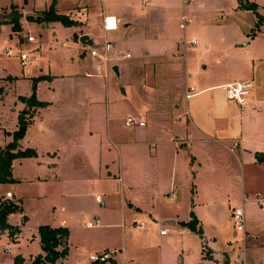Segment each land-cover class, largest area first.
<instances>
[{
  "label": "rangeland",
  "instance_id": "1",
  "mask_svg": "<svg viewBox=\"0 0 264 264\" xmlns=\"http://www.w3.org/2000/svg\"><path fill=\"white\" fill-rule=\"evenodd\" d=\"M187 1H174L165 9V14L160 8L148 17L149 23L155 27L160 37H169L173 41L166 56L159 61L160 64L159 62L151 63L153 59L142 55L138 48L123 46L117 54V60L109 61L107 71H101L100 79L95 78L96 76L89 78L84 74H93L90 66L93 61L99 62V59L92 58L89 48L81 46L86 50L85 57L80 55V50H73V54L77 57V61H74L72 65V78H75L76 86L69 88L70 91L59 83L55 87L58 94H65V91H68L72 93L71 97L80 98L83 83L89 81L98 83L97 91L101 93L102 101L95 109L94 126L104 135L107 130H112L114 143H137V147L124 148V161L129 175L126 186L130 185L132 192L124 193V188H121L119 192L116 191L113 179L106 180V183L95 187L69 190L65 187V182L71 181V178L77 179V175L91 178V175L97 171V165L89 162L87 157L89 152L86 150L79 154V158L83 160L85 156L89 164L85 160L79 163L78 152L73 151L69 146V149L66 147V142L71 144L84 139L80 137L81 134L77 136L75 131L68 129L67 136H62L63 142L60 139L52 141L45 139V148L55 145L66 156L63 160L59 158L56 162L57 157L53 155L54 153L51 152L48 156L44 154L46 166L51 163L56 166L49 167L48 170L40 167L36 176L43 179H55L54 176L57 175L58 179L53 182L57 183L58 190L44 184L40 193L35 187L27 185V160L31 159L29 160L31 163L38 164L36 153L34 157L13 160L16 162L11 174L17 181L13 179L12 182L0 184V202L5 199L20 208L9 214L6 221L12 226H18L21 232L16 239L8 237L6 230L0 232V264H13L18 256L22 257V264H32L31 258L35 255L36 247L35 243L30 241V237L34 230L38 225H56L58 222L68 226L70 230L67 246L71 264H92L89 260L90 255H100L106 251L116 252L118 255L120 250H127L129 260L124 262L125 264H154L159 258L158 250L163 259L168 262L176 253H180L183 246L185 249H190L188 255L191 259L195 257L197 259L200 253L205 256L211 253L213 257L206 259V264H264V207L255 202L256 199L264 198V165L248 162L249 159V161L254 159L257 161L256 155L264 156V101L248 107L247 105L242 107L230 105L225 91L218 87L211 92L214 101L212 106L218 112L217 117H214L212 121L208 104L209 92L200 93L188 100L184 97L185 71L187 70V76L191 79H188L186 84L195 87L196 92L201 89L197 82L222 86L248 79L253 82L251 97L264 100V0H190L196 4L192 10L186 7ZM247 3L255 5V10L243 6ZM51 4L55 7V1ZM104 4L106 7H115L119 6L120 2L108 1ZM35 9H42L41 0H36ZM40 13L42 15L44 12ZM183 16L190 21L184 30L179 26ZM9 18L11 21L10 16ZM22 18L25 20L21 22ZM10 21L0 26V74L4 78L2 80H7L0 85L3 97L0 102V127L13 129L11 118L18 111L16 105L23 103L19 99L20 96L23 98L31 96L33 80L42 74L48 75L49 72L56 75L68 73L66 70L61 72V63L54 65L56 54L68 48L60 47L64 39L62 36L51 38V32L54 31H51V27L55 28L57 26L55 23L61 26L58 22H44L47 26L49 24V28L42 30L40 24L29 21L25 15L20 14L18 23L21 30L13 32V37L9 39L7 33H10ZM51 23L54 24L50 26ZM27 35L35 37L37 43H27ZM119 38V36L116 39L109 38L111 45L113 46L117 41H123ZM193 40H198L199 43L190 44ZM104 41L105 39L95 40L101 54ZM6 46L12 50L17 48L16 54L6 57L3 53ZM127 51L132 53V58L122 57ZM19 53L27 55L31 61L30 66H20L17 59ZM164 63L168 64V68ZM204 65L207 67L203 68ZM113 66L119 67L118 75L114 72ZM134 66H137L136 69ZM47 82V79L38 81L36 93L45 87ZM51 92V90L46 91L42 97L51 95ZM175 98L181 100L176 115L180 114L179 119L184 124L189 122L193 104L196 101H201V104L206 103L204 109L209 114L203 117L204 120L202 119L205 123H200L206 132L203 139L208 142L213 139L216 142L212 145L214 149L208 151L214 161L216 157L217 166H214L208 157L204 172L217 174V177L221 178L220 181L223 180L221 183L217 182V185L222 188L218 189L219 193L213 200L216 205L210 204L203 211L199 209L198 215L204 221V225H201L204 226V231L208 235L217 233L214 228L223 227L220 230H225L223 231L225 237L215 243L213 240L205 242L203 236L201 238L198 234L191 233L196 236V240L188 245V248L181 240L185 234V228L180 225L181 234L177 235L174 244L169 247L163 244L159 235L161 228L168 227L170 230L173 228L171 224L164 221L165 218L184 219L188 216L187 209L193 199L191 198L192 181L183 183L184 197L180 194L178 196L172 189L175 195L172 198L169 185L166 186L167 181L161 185L158 184L154 174L157 167L155 165L157 152L161 150L160 148L168 151L170 147L167 144L171 138H174L170 137V134L180 132L170 123ZM24 107L20 109L19 115H25L27 112V121L30 124L31 108L27 109L26 105ZM76 108L75 112L79 111V108ZM165 110L169 115L159 113ZM23 111H25L24 114H22ZM86 111L85 109L83 112ZM73 118L70 122L73 123L71 127L78 122L76 116L73 115ZM81 118L82 115L79 119L80 123ZM127 118L141 120L144 126H127ZM65 121L67 120H63ZM62 126L66 125L62 124ZM172 127L174 130L170 132ZM26 133L19 141L27 137ZM220 144H224L229 150H224ZM82 190L89 191L86 203L76 199L77 196H75ZM158 190L161 199L156 201L154 196ZM7 191L12 194L10 198L6 197ZM121 193L129 201L134 198L142 199V212L136 208H129L128 204L132 205V202L124 201L120 205ZM62 194H65L64 197ZM56 195L62 197V200H54ZM95 195H99L105 203L104 207L95 202ZM200 198L202 200L199 201L202 202L199 204L209 200L203 195ZM242 198L251 199L252 202L247 201L242 204ZM136 206H138L137 203ZM56 207H58L57 210H54ZM240 207H243L245 213L246 229L243 239L241 233H238L237 237L229 234V231L234 230L231 214L234 209ZM96 219H99L98 223L94 227H89L88 223H94ZM140 222L146 224L147 228L132 231L130 227L134 226L133 223ZM249 227H253L254 230L249 231ZM170 235H173L172 232ZM200 244L207 246H204L203 252Z\"/></svg>",
  "mask_w": 264,
  "mask_h": 264
},
{
  "label": "crops",
  "instance_id": "2",
  "mask_svg": "<svg viewBox=\"0 0 264 264\" xmlns=\"http://www.w3.org/2000/svg\"><path fill=\"white\" fill-rule=\"evenodd\" d=\"M52 1H55L56 14L66 16L69 20L74 22L75 25L72 27H64L62 25L60 26L59 24L55 23V25L57 26H55V28H53L54 26L51 27L52 28L51 31L54 30L53 32H51L52 34L51 38L53 39V38H57L58 36H62L64 39L60 43V47L62 49L68 48L66 50H61L56 54L54 65H56L57 63H61L62 65L61 72L66 70L68 71V73L64 74L63 72L62 75H56L49 72L48 75L42 74L39 76V77L50 78L47 79L48 82L46 86L40 89V91H37L36 93L37 101L41 103H46L47 107L31 108L30 112H32V116L30 117V124L27 128V133H26L27 137L24 138L22 141H19L20 143L18 142V147H17L18 148L17 150L20 151H24L23 149L33 150L37 155L36 161H39L38 164L35 165L34 163H31L29 161L31 159L27 160V185L32 188L35 187L40 191V193H42L41 190L44 184L49 185L50 188H55L56 190H58L57 183L53 182L58 179L57 175L54 176L55 179H43L36 175H38L37 171L38 168L40 167L44 170H48L49 167L56 166V164H52V163L46 166L45 161L43 159L44 154L48 156L50 155L51 152L54 153L53 155L57 157L56 162L59 158L63 160V158H65L66 156L65 154H63V151L62 150L60 151V149H58L55 145L51 146L50 148H45L44 147L45 139L51 141L54 139H58V140L60 139V141H62L64 140L63 137L67 136L69 131L68 129H71L75 131L77 136L81 134L80 137L84 139L77 140L75 143H71V144L66 142L65 144L66 147L68 148L69 146L73 151H77L78 152L77 158H79V154L83 150L89 152L87 156L89 162H92L94 165H97L96 166L97 171L96 173L91 175V178L81 177L77 175V179L71 178V181L65 182L66 184L65 187H68L69 190L71 191L73 190L76 191L79 190L80 188L95 187L97 185L106 183V180L108 181L109 179H113L115 182L116 191L119 192L121 188H124V193L125 192L131 193L132 187L130 185L126 186V181H128L129 175L127 173L128 171L127 164L124 161L125 159L124 148L135 147V146L137 147V143H131V142L130 143L123 142L119 144L114 143L112 141L114 138L112 130L109 131L107 130V132H105L104 135L100 129L98 128L96 129V127L94 126L96 119L95 109L100 106L102 101V95L97 91L98 83L94 81L83 83L82 95L80 96V98L71 97L72 93L68 91H65L66 92L65 94H58V90H56L55 87L57 83H59L60 85H64V88H67L68 90L69 88L72 89L73 87L76 86V83L74 81L75 78H72L73 77L72 65L74 61H77L76 60L77 57L76 54L75 55L73 54V50L75 49L80 50L81 51L80 55H82V57H85L86 50L81 46H85L89 48V51L90 48H98L96 45L97 42H95V40H99V39L100 40L105 39L104 43H109L110 49L106 53L104 59L97 58L99 59V62L97 61L92 62L90 68L93 74L90 73L84 74L89 78L96 76L95 78L100 79L101 78L100 76L102 75L101 71L102 70H104L105 72L107 71V65L109 61L115 62L117 60L116 58L117 54L120 50L123 49V46L124 48L130 46L131 48L134 49L135 48L140 49L142 55H145L146 57H150L151 59H153L151 63L161 61L162 57L164 58L168 50L171 48L173 41L169 37H162V36L160 37L158 32L155 30V27L149 23L148 17L149 15H151V13L156 12V10L160 8L163 10L165 14V9L168 7V5L177 0H109V1L120 2V5L115 7H106L104 3H107L108 1H100V0H41L42 9H35L36 0H6V1L0 0V26L1 24L8 23L10 21L9 16L11 17V12H16L17 14L19 15L22 14L23 16L25 15L27 20H29L30 17L33 19L41 17L42 15H40L41 14L40 12L47 11ZM162 6L165 7L162 8ZM186 7L192 10L193 8L196 7V4L188 0L186 3ZM184 8L185 6L183 7V9ZM29 9H31L32 11L31 12L28 11ZM33 11H36L37 13L34 14ZM107 16L115 17L117 21V28L115 30L105 31L103 29V18ZM24 20L25 18L24 19L22 18L20 21L22 22ZM38 24H40V28L42 30L49 28L48 27L49 24L47 26V23H38ZM53 24L54 23H51L50 26H52ZM28 36H32V35H27V37ZM81 36H87L94 45V47L81 44L79 41ZM118 36L120 37L119 40H123V41H117L112 46L110 43V39L112 38L116 39L118 38ZM7 37L9 39L13 37L12 25H10V33H7ZM33 38L35 40V42L33 43H37V39L35 37ZM18 41L20 43V39H18ZM194 41L196 42V44L199 43L198 40H194ZM126 54H130V57L126 58L125 57ZM103 55L104 53L101 54V56ZM122 57L124 59H130L132 58V53H130V51H127L125 52L124 55H122ZM164 65L166 66V68H168V64L164 63ZM174 66H176V64H174ZM115 67L117 68L119 73L120 71L119 67L113 66V70ZM136 67L137 66H134L135 69ZM206 67L207 66L205 65L203 66V68ZM187 72L188 71L186 70L184 91L186 89V86L193 87V86H188L186 84V81L188 79H191L190 76H187ZM2 79L4 78H2V75L0 74V85H2L5 81H7ZM245 81H248V79ZM197 83L201 87V89L196 92V88L193 87L195 88V92L192 94L190 98L195 97L200 93L202 94L209 92L210 94L208 95V104L210 108L209 111L211 115V120L213 121V118L217 117L218 112L215 110L214 106H212L214 101H213V94L211 92L217 89L218 87L221 88V86L210 85L207 82H203V84H200L199 82ZM59 88L60 91H62L61 86ZM50 90L52 91L51 95L47 97H42L43 93H45L46 91L49 92ZM16 95L18 97L20 96L18 94ZM250 97L251 95L249 96V98ZM2 100L3 97L0 91V102ZM185 100L188 99L185 98ZM262 101L264 100L251 97L250 99H248V103L246 105L248 107L249 105H252L254 103L255 104L261 103ZM180 102L181 100L179 98L178 99L175 98L174 103L172 104L173 111L171 112V117H170V123H172V125L175 126L180 132L178 133V131H176L174 135H172V133L170 134V137L173 136L174 138L173 139L171 138V141L169 140V143L167 144L170 147L168 151L160 148L163 151V153L161 154V150L157 152V159H155L157 163V164L155 163V165H157V167L154 174L156 175L158 184L161 185L167 181L166 186L169 185V190H171L169 193L171 194L172 198H174L175 196L173 194L174 190L177 192L178 196L180 194L182 197H184L183 196L184 191L182 190L183 188L182 185L183 183L192 181L193 190L191 193L192 194L191 198L193 199L191 200V203L188 206L187 209L188 216L186 218L180 219L177 217H167L164 219L166 223H169L173 226L171 230L168 227H166L169 230L167 235L162 236L159 234L161 236L160 239L162 240L163 244L167 245L168 247L169 245L174 244L173 242L175 238H177V235L181 234L180 233L181 228L179 226V223L188 222L190 220L191 212H193L196 218L198 219L200 228L201 229L203 228L202 229L203 237H204L203 239L205 240V242H208V240H213L215 243L221 241L223 237H225L224 235L225 230H220L223 227L214 228V230L217 233L208 235L207 232L204 231V226L201 225L203 224L204 221L201 220L200 218L201 216L199 217L198 215L199 209L203 211V209H206L207 206L210 204L211 206H213V204L216 205V203L213 200L214 198H216L217 193H219L218 189L222 188L221 186L219 187L217 185V182H219L221 179L217 177V174L215 175L205 174L204 172L205 162H207L208 157L212 160L213 165L217 166L216 157L214 161L212 155L208 151L214 149L212 145H215L216 142L213 139H211L210 142L203 139V136H206V132L200 123V122L205 123V121H202V119L203 117H206L209 114L207 113L206 109H204L205 106L204 104L206 103L201 104V101H196L193 104V108L191 111L192 116L189 117V122H186L184 124L179 119L180 114L176 115L177 110L180 108ZM24 105L25 104L21 102L16 105L18 111L11 118L12 119L11 127L13 129H9L8 127L6 128L0 127V151L3 150L6 145L12 142L11 134L16 131V126L18 123L17 118L20 109L25 108ZM76 107L79 108V111L77 112H75V110H77ZM81 108L83 109L82 112L80 113ZM85 109L87 111L83 112ZM159 113H162L164 115H169L168 113H166V110L161 111ZM73 115L78 118V122L77 125L71 127L73 123L70 122L71 120L73 121L74 119ZM81 115H82L81 118L82 122L80 123L79 119ZM63 120H67V121L63 122ZM238 120H240V117H238ZM62 124L66 126H62ZM173 130L174 128L172 127L170 132H172ZM63 131L65 132L62 133ZM23 143L26 145L23 146L22 145ZM220 147L223 148L224 150H229L227 146H225L224 144L222 145L220 144ZM83 160H85L89 164L85 156H83ZM83 160L82 158H79L80 161L79 163H81V161L83 162ZM249 160H248L249 163H253V164L258 163L255 159L251 161ZM15 162L16 161L12 162L11 170L13 169ZM258 164L264 165V162ZM13 179L15 178L13 177ZM221 182H223V180L220 181V183ZM205 183L206 185H204ZM63 187L64 186L62 185V188ZM87 192L89 191L82 190L80 194L78 193L79 195L75 194V196H77L76 199H79L81 202L86 203V201H88V199L86 198L89 196ZM64 195L65 194H62L63 197ZM202 195L205 198L208 197L209 200L204 204L201 203L199 204V202H202L199 201L202 200L200 198V196L202 197ZM97 196L99 195H95L94 200L96 199ZM154 198L156 201H159L161 199L159 190L156 192ZM53 199L62 200V197H58L56 195ZM260 199H264V198H260ZM247 200L251 201V199H247ZM4 201L6 200L5 199L1 200V202ZM124 201L133 203L132 205L128 204L129 208L132 209L136 208L139 212H142L143 210L141 208L143 206L142 199L139 200L138 198L137 199L134 198L132 201H129L125 199V197H123V194L121 193L119 204L122 205ZM136 203L138 206H136ZM57 208L58 207L54 208V210H57ZM6 223L11 227H18V226H12L7 221ZM45 225L51 228H58V227L67 228L70 236V230L68 226L66 225L64 226L60 224V222H58L56 225H51V224L49 225L45 224ZM39 226L42 225H38L34 230L32 236L30 237V241L34 242L35 243L34 245L36 247L35 255L32 256L31 262L38 255L45 256V253H43V251L41 250L40 240L37 232ZM209 229L211 230L213 228H209ZM248 229L249 231L254 230L253 227L252 228L249 227ZM1 231L3 230H0V232ZM6 231H7V236L9 237V232L8 230ZM132 231H136V230H132ZM20 232L21 230L19 228V233L16 234L13 238L16 239L17 236H19ZM170 232H172L173 235L169 236ZM184 233L185 234L183 237H181V240L188 248V245H190L192 242L196 240L195 238L196 236L192 235L191 233L193 232L189 231L186 228ZM229 234H231L232 237L238 236V235L236 236L234 230L232 232L229 231ZM204 246H206V244H202L200 247L202 249V252L205 248ZM61 249L62 247H59V250ZM189 251L190 249H185L183 246V249L180 251V253H176V255L167 262L161 256L160 250H158L159 258L155 260L156 263L154 264H206V259H212L213 257L211 253L207 254L206 256L200 253V257H197V259L196 257L195 259H191L188 255ZM111 260L114 261V264H122L124 262L126 263L127 260H129V257L127 256V250L125 251L120 250V253L118 255L116 252H113ZM54 264H71V263H69V256L67 255L63 259H58Z\"/></svg>",
  "mask_w": 264,
  "mask_h": 264
},
{
  "label": "trees",
  "instance_id": "3",
  "mask_svg": "<svg viewBox=\"0 0 264 264\" xmlns=\"http://www.w3.org/2000/svg\"><path fill=\"white\" fill-rule=\"evenodd\" d=\"M244 7L255 10L256 6L253 4L243 5ZM19 14L16 12H11V25L13 32H19L21 30L18 23ZM29 21H35L37 23L44 22H58L64 27H72L75 25L74 22L69 20L66 16L56 14L54 4H51L49 9L42 14L41 17L36 19L29 18ZM50 79L49 77H39L33 80L32 84V94L29 98L20 97L19 99L30 108H45L46 103H41L36 99V84L40 80ZM28 113L25 115L18 116V130L12 134V142L5 146L3 150L0 151V184L9 183L13 181L11 174L12 161L20 158H30L35 156V152L30 149L24 151L17 150L18 141L22 139L26 133L29 121H27ZM257 162H264V156L256 155ZM20 210V208L13 202L4 201L0 202V230H8L9 237L13 238L19 233L17 227H11L6 223V218L9 214ZM179 225L189 231L198 234L201 238L203 236V231L199 226V221L193 212L190 213V220L188 222H180ZM41 250L45 255L49 253L50 262L45 263L43 261L42 255L36 256L32 260V264H54L58 259H63L68 255L67 240L69 236V231L67 228L58 227L51 228L47 225L39 226L37 229ZM59 247H62L59 250ZM22 257L18 256L14 259L13 264H22ZM107 264H114L113 260H109Z\"/></svg>",
  "mask_w": 264,
  "mask_h": 264
},
{
  "label": "built area",
  "instance_id": "4",
  "mask_svg": "<svg viewBox=\"0 0 264 264\" xmlns=\"http://www.w3.org/2000/svg\"><path fill=\"white\" fill-rule=\"evenodd\" d=\"M100 1H109V0H100ZM181 21L182 22L179 26L181 29L184 30L187 26V23H189V21L186 18V16H183ZM116 28H117V21L115 17L107 16L103 18V29L105 31L115 30ZM26 41L28 43L35 42L32 36H28L26 38ZM184 43L187 44V42L185 41ZM190 44L196 45V42L193 40ZM109 49H110V44L105 43L103 47L104 55L101 56L98 48H90V56L92 58L104 59ZM16 52H17V48H15V50H12L10 47H5L3 49V53L6 57H12L16 54ZM125 57L129 58L130 54H126ZM17 59L21 67H26L31 64V61L28 59L25 53H19V56L17 57ZM221 89L225 91V95H226L228 103H230L231 105L242 107L248 103V98L251 95V92L253 89V82L248 80V81L230 83V84L221 86ZM194 92H195V88L186 86L185 98L189 99ZM126 125L127 126L137 125L138 127H143L144 123L142 121H135L132 118H127ZM11 196L12 194L10 192L6 193L7 198H10ZM95 200L100 206L105 205V203L102 201V199L99 196H97ZM247 201H248L247 199L242 198L241 203L243 204L244 202H247ZM255 202H257L260 206L264 207V199H256ZM231 218H232V223H233L236 236L238 235V233H241L242 239H243L245 237V213H244L243 207L234 209L231 214ZM97 223H98V219H96L94 223H88V226L94 227ZM133 224L134 226L131 227L132 230H137V229L142 230V229L147 228L146 224L142 222L133 223ZM168 232H169L168 228L165 227L159 231V234L162 236H165L168 234ZM112 254H113L112 252L108 253L106 251L100 255H90L89 260L92 261V264H107L109 260L112 259Z\"/></svg>",
  "mask_w": 264,
  "mask_h": 264
},
{
  "label": "water",
  "instance_id": "5",
  "mask_svg": "<svg viewBox=\"0 0 264 264\" xmlns=\"http://www.w3.org/2000/svg\"><path fill=\"white\" fill-rule=\"evenodd\" d=\"M80 43L83 45H88L90 47H94V45L92 44V42L89 40V38L87 36H81V38L79 39ZM114 72L118 75V70L115 67L114 68ZM25 111L22 112V114H24ZM173 222V221H172ZM43 261L45 263H49L50 262V255L49 253H47L44 257H43Z\"/></svg>",
  "mask_w": 264,
  "mask_h": 264
}]
</instances>
